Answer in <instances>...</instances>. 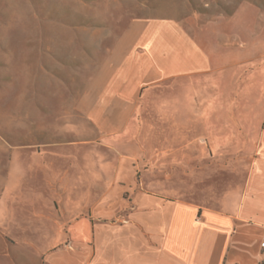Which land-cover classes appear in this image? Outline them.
<instances>
[{
	"label": "crops",
	"instance_id": "obj_1",
	"mask_svg": "<svg viewBox=\"0 0 264 264\" xmlns=\"http://www.w3.org/2000/svg\"><path fill=\"white\" fill-rule=\"evenodd\" d=\"M111 1L118 19L79 0L46 26L48 63L79 80L72 105L46 110L70 111L71 128L60 119L46 150L11 155L44 173L46 215L23 222L46 226L40 248L4 255L0 238V264H261L264 10L199 22ZM27 176L11 192L38 191ZM31 207L0 200V222Z\"/></svg>",
	"mask_w": 264,
	"mask_h": 264
},
{
	"label": "rangeland",
	"instance_id": "obj_2",
	"mask_svg": "<svg viewBox=\"0 0 264 264\" xmlns=\"http://www.w3.org/2000/svg\"><path fill=\"white\" fill-rule=\"evenodd\" d=\"M80 1L93 2L103 15L109 14L110 18L121 17L118 6L111 0ZM245 1L264 10V0H139L145 4L148 15L160 14V8L163 15L179 20L196 16L199 22L219 14L228 15ZM78 8L79 0H0V200L10 203L13 198L18 202L34 204L28 212L23 208L16 211L20 216L19 223H12L11 218H2L5 221L0 222V238L4 255L12 254L14 247L21 250L26 243L33 248L41 247V239L34 237V233L41 232L46 225L42 222H23V216L46 215V191L42 190L44 186L46 188L44 173L37 167L32 173L26 172L24 160H15L13 164L10 158L16 153L46 150V135H53L57 131L60 119L66 121L67 129L71 128L70 111L46 110V105H72V86L79 81L68 78L72 71L62 75L61 71L71 64L54 63L61 60L58 56L53 55L49 59L51 64L48 63L46 26L53 27ZM51 50L55 53L58 49ZM54 75L62 79H53ZM54 123L55 128L51 126ZM71 135L77 136L74 133ZM30 162L39 165L43 161L34 158ZM26 176L39 190L11 192V185H27L24 182ZM87 195L86 192L82 193L84 198ZM55 208L58 209L59 204L56 203ZM3 210L4 215H11L10 207ZM25 231L33 233L32 238L21 239Z\"/></svg>",
	"mask_w": 264,
	"mask_h": 264
},
{
	"label": "built area",
	"instance_id": "obj_3",
	"mask_svg": "<svg viewBox=\"0 0 264 264\" xmlns=\"http://www.w3.org/2000/svg\"><path fill=\"white\" fill-rule=\"evenodd\" d=\"M261 247H262V248H264V242H263V243H261Z\"/></svg>",
	"mask_w": 264,
	"mask_h": 264
},
{
	"label": "trees",
	"instance_id": "obj_4",
	"mask_svg": "<svg viewBox=\"0 0 264 264\" xmlns=\"http://www.w3.org/2000/svg\"><path fill=\"white\" fill-rule=\"evenodd\" d=\"M261 264H264V261Z\"/></svg>",
	"mask_w": 264,
	"mask_h": 264
}]
</instances>
